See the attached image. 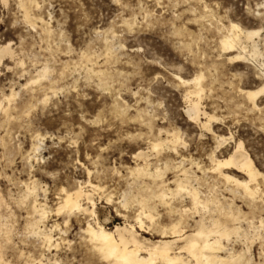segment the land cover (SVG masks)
<instances>
[{"label":"rangeland","instance_id":"rangeland-1","mask_svg":"<svg viewBox=\"0 0 264 264\" xmlns=\"http://www.w3.org/2000/svg\"><path fill=\"white\" fill-rule=\"evenodd\" d=\"M35 1L38 7L29 3L26 5L29 12L26 23L25 10L18 0H6L5 4L0 0V47L13 39L22 41L24 45H14V59L5 58L0 64V100L2 94L10 95L12 91L17 94L10 104L3 106L4 109L10 107L8 115L0 110V193L3 198L8 187L4 177L12 175L24 183L34 179L46 187L50 186L51 190L46 194L50 204L55 201V189L61 176L65 181L71 176L72 182L78 183L84 179L86 169L91 170L97 180L103 177L109 192L113 189L123 191L121 179L114 180L109 175L110 170L118 166L125 169L122 182L128 185L137 181L133 186H138L139 180H129L127 177H130L128 168L136 166L132 155L142 150L140 145H144V149L147 147V133L141 124L143 117H139L141 111L145 110L147 117L154 118L153 133L157 129L175 127L200 144L199 152L188 157L187 167L191 169L194 163L204 166L203 171L193 170V176L203 179L211 195L220 201L222 210H232L235 215L252 213L259 221L264 211L260 200L252 203L236 193L232 185L226 186L225 181L209 172L211 165L208 156L217 145L214 137H232V143L223 144L216 156L226 158L235 145L243 141L244 149L256 169L259 172L264 170V132L259 128V115L240 111L236 117H230L227 104L230 99L239 101L231 88L240 82L237 74L244 75L241 74L243 82L248 84L247 89L252 90L258 84L252 81V69L239 67L238 70H231L224 57L219 56L222 33L218 30L229 23H239L247 30L260 29L261 21L257 14L264 12L260 8L264 0H203L207 12L200 6L201 0H164L167 8L155 6L154 0H135V3L129 0L127 9L121 8L117 0ZM141 2H144L143 8L138 6ZM36 17L43 19L45 26L35 24L33 27L30 21L33 22ZM129 25H134L132 30H129ZM121 43L123 49L117 47ZM141 47L146 52L133 55L134 50ZM85 56L90 58L87 63L82 59ZM102 57L108 59L109 63H105ZM154 57L159 63L153 62ZM44 64H49V76L56 83L57 91L55 95L48 93L47 103L42 102L44 93L41 88L47 86L48 81L30 85ZM89 70L94 73L104 70L108 80L115 78L113 82L121 83V99H128L136 115L127 121L91 123L101 109L115 101L100 91L102 85L99 78L93 79ZM165 71L169 73L167 76L164 75ZM61 72L66 74L61 77ZM198 73H203L207 86L202 107L218 118L211 125L213 134L207 133L202 139L200 134L203 130L189 122L185 115L184 94L187 87L175 81V75L182 80H191ZM157 76L161 77L158 81ZM211 82L216 86L214 92L209 89ZM153 88L155 92H152ZM137 89L142 94L139 103L135 96L129 99V90L135 92ZM120 94L117 92V95ZM159 103H163L165 108L159 109ZM28 109H31V115H26ZM37 134L43 139L36 143L39 151L35 153V158L32 156L33 167L26 169L24 157L17 153L30 152L34 146L33 137ZM137 136L145 138L137 140ZM192 152H196V149L192 148ZM183 158L181 155L180 159ZM77 161H80V167ZM53 171L57 173L55 177L51 175ZM46 172L49 174L45 175ZM258 182L260 186L264 180L258 179ZM96 202L100 221L107 229L113 230L116 225L124 224L125 219L118 216L116 211L127 215L114 204L109 205L98 197ZM60 219L53 218L52 223L57 224ZM86 220L72 219L70 229L63 237L70 241L71 247H63L64 243H61L60 251L45 252L46 257L55 255L61 264H90L92 261L106 264L100 263L89 252L86 240L82 239L80 230L84 228ZM140 234L154 241L159 239L155 232ZM23 246L19 251L15 247L5 251L4 257L15 264L22 261L26 264L28 260L39 257L37 251L41 254V249L34 245ZM19 253H23V256L19 257ZM48 264H52V261Z\"/></svg>","mask_w":264,"mask_h":264},{"label":"snow or ice","instance_id":"snow-or-ice-1","mask_svg":"<svg viewBox=\"0 0 264 264\" xmlns=\"http://www.w3.org/2000/svg\"><path fill=\"white\" fill-rule=\"evenodd\" d=\"M131 2L135 3V0ZM117 3L121 8L127 9L129 6V0H117ZM154 4L160 8L168 7L164 0H154ZM138 6L143 8L144 2ZM200 6L205 12L208 11L203 0ZM260 8L264 9V4H260ZM257 15L260 16V29L259 32L248 33L250 37L264 36V12ZM25 22L27 23V17ZM133 27L134 25H129V30ZM229 27L233 33H241L239 23H230ZM221 43L225 47L230 46L228 40ZM14 45L24 46L22 41L13 39L10 43H5L3 48H0V52L12 49ZM117 47L123 49L124 45L121 43ZM136 52L144 54L146 49L141 47L134 50L133 55ZM102 59L105 63H109L108 59L104 57ZM153 62L159 63L155 57ZM101 68L103 69V65ZM50 71V68H43L41 72L36 73L38 79L32 83L47 80ZM89 71L93 79L99 78L102 85L100 91L115 101L109 107L101 109V112L97 113L96 120L91 123L127 121L136 115L128 99H121L123 94L121 83L113 82L115 78L108 80L104 70L99 73ZM59 74L63 76L66 73ZM168 74L167 71L164 72L165 76ZM259 75V86L254 90L245 91V86L240 85L239 95L252 109L260 104L259 110L264 115V67ZM160 79V76L156 77L157 81ZM204 79L203 73H198L194 79L187 81L181 80L179 75L175 76V81L186 86L194 85L196 88L192 94L185 96L186 101L191 99V95L203 96L200 89L201 81ZM145 91L147 92V86ZM155 91L156 89L153 88L152 92ZM117 92L121 94L117 95ZM141 95L139 89L135 92L129 90V99L135 96L137 103L140 102ZM148 95H151V92H148ZM158 108L162 110L165 105L159 103ZM187 111L190 118L203 129L200 134L201 139L207 133L213 132L211 125L218 119L215 115L201 114L199 107L187 108ZM26 115H31V109L26 110ZM149 125L150 121L145 124L144 129L148 137L147 148L143 150L144 145H140L142 151L136 154L138 167L128 169L131 176L127 179L136 178L139 180L138 186H133L135 181L128 185L122 182L125 173L122 166L111 169L109 172L114 180L121 179L122 192L115 189L106 191V180L103 177L97 180L89 171L84 177L88 181L87 184L84 183V179L77 184L72 182L71 176L67 181L61 176L55 189L57 193L55 201L50 204L46 196L51 190L50 186L46 187L31 179L24 183L15 175L5 176L8 187L7 192L3 193L4 200L0 201V264H15L14 261L4 258V252L11 251L13 247L19 251L24 244L34 245L37 249H47L49 253L53 249L60 251L61 240L69 231L71 218L81 214L87 216L90 221L84 231L94 244L99 245L96 250L107 264H264V211L261 212L259 221L252 216V213L245 216L242 213L235 215L221 212L215 198L205 187L203 179L193 176V170L203 171L204 166L194 163L191 169L187 167L188 157L199 152L200 144L175 127L169 128L166 134L167 139H165L163 132L157 136L152 131H148ZM144 138L135 137L137 140ZM42 139L38 134L33 137L32 151H39L36 142ZM232 140V137L227 139L219 137L217 144H230ZM235 147L237 154L242 153L244 142L240 141ZM192 148H195L196 152H192ZM17 155L24 157L26 169L33 167L32 152L25 154L22 151ZM181 155L184 157L183 161L180 159ZM84 163L88 164V161ZM77 166H81L80 161H77ZM233 166L228 161L217 164L215 156L212 155V166L208 170L222 175L223 169ZM248 174L250 177L248 184L252 187L249 188L248 184L242 187L248 190L252 201L259 196L261 206L264 208V183H260L257 187L258 181L255 179L259 177V180H264V170L257 173L254 167H250ZM51 175L55 177L57 173L53 171ZM227 179L232 181L231 177ZM235 183L239 185L240 181ZM97 197L100 200H106L109 205L114 204L127 215L128 220L124 229L117 228L115 232H109L96 223ZM24 213H27V216ZM53 218L62 219L58 224H53ZM50 224L51 227H48ZM140 231H159L165 239L160 243L140 244L138 243ZM130 244L136 245L131 251H129ZM63 247L70 248L71 245L65 241ZM141 253L145 254L146 258H143ZM20 254L23 255V253ZM36 255H40L39 251ZM29 264H48V262L41 257L30 261ZM56 264L61 262L56 261ZM90 264H96V262L92 261Z\"/></svg>","mask_w":264,"mask_h":264},{"label":"bare ground","instance_id":"bare-ground-1","mask_svg":"<svg viewBox=\"0 0 264 264\" xmlns=\"http://www.w3.org/2000/svg\"><path fill=\"white\" fill-rule=\"evenodd\" d=\"M20 5L22 6V8H24L25 10V17H28V13L27 10H26V5L29 3V4H33V6L37 5L36 1L35 0H18ZM176 1V0H175ZM2 2L5 4L6 3V0H2ZM187 2V1H186ZM199 2V0H198ZM264 4V3H263ZM176 6V5H175ZM195 8V7H194ZM23 10V11H24ZM213 15V14H212ZM260 17V16H259ZM201 18V17H200ZM203 19V18H202ZM205 20V19H204ZM30 24L34 27L35 24H40V25H44V20L41 19L40 17H36V18H33V22L30 21ZM219 24V23H218ZM221 25V24H220ZM230 25V23H229ZM228 26H220L218 28V30L222 33L220 36V41H219V49H220V53L219 56L220 57H224L225 59V63L227 65H230L231 66V70H238L239 67H243V68H250L253 70V74H254V77L252 78V81L255 82L256 84H258L259 86V81H260V75H259V72L260 70L262 69V67H264V36H261V35H257L255 37H250L248 35V33L250 32H259V29H256V30H247V29H243L241 27V33L239 34H236V33H233L232 30L230 29V27ZM45 26V25H44ZM215 28V27H214ZM217 28V27H216ZM215 28V29H216ZM51 30V29H50ZM44 31V30H43ZM44 33V32H42ZM47 33H50V31H47ZM215 33V32H214ZM179 34V33H178ZM219 36V35H218ZM48 39V38H47ZM224 40H228L229 41V45L228 47H225L223 43H221V41H224ZM108 43V42H107ZM0 48H3V46H1ZM107 50H109V46L107 45ZM108 54V53H106ZM107 56V55H106ZM15 57V54H14V51L12 49H5L4 51L0 52V64L2 63V61L5 60V58H9L10 60H13ZM83 57V56H82ZM109 57V56H108ZM82 59H85L86 63L90 61V58L88 56H85L84 58ZM17 61V59H16ZM21 64V62L19 63ZM92 64V63H91ZM49 65V64H48ZM47 64H44L41 66V68L37 71L38 72H41V70L45 67L49 68ZM66 65V64H65ZM213 65V64H212ZM217 65V64H215ZM214 66V65H213ZM68 67V66H67ZM252 67V68H251ZM112 68V67H111ZM76 69V68H75ZM219 70V69H218ZM213 71V70H212ZM51 72V71H50ZM48 73V79L46 81H48V84L47 86H44L41 88V91L42 93H44V99L42 100L43 103H47L49 101V97H48V93L51 92V94L55 95L57 93L56 91V87H55V84L53 82V79H50V74L51 73ZM214 72V71H213ZM65 73V72H64ZM88 73L90 74V71H88ZM91 73H94L93 70H91ZM97 73V72H95ZM216 73V72H215ZM236 73V72H235ZM242 74V73H241ZM241 74H237L236 76H239L241 79H240V82L238 85L236 86H231L234 94L236 95V97L238 98L239 101H234V99H230L227 104L228 106L230 107L229 108V114H230V117L232 115H235L236 117V113L240 112V111H245L247 112V114H258L259 117L258 118V121H259V128L261 129V131L264 132V115L261 114L260 112V107L261 105L260 104H257L256 108L255 109H252L250 108L244 101V99L242 97H240L239 95V89H240V85H244V90L245 91H251L250 89H247L248 87V84L246 82H243V79H242V75ZM60 76V75H59ZM107 76V75H106ZM176 76V75H175ZM197 76V75H196ZM195 76V77H196ZM62 77V76H61ZM194 77V78H195ZM235 77V76H234ZM244 77V75H243ZM59 78V77H58ZM109 78V77H108ZM192 78V79H194ZM34 79H38L37 75H36V78L34 77ZM215 79H216V76H215ZM236 79V78H235ZM182 80V79H181ZM184 80V79H183ZM59 81V80H58ZM184 81H187V80H184ZM204 81H206L205 79L203 81H201V89L200 91L203 92V96H195V95H191V99L189 101H186L185 100V96H188L190 94H192L196 88L195 86H186V85H182V87H187L186 90H185V94H184V101H185V104H186V109H185V115L187 116V118L189 119V122L191 123H194L196 124L191 118H190V115L187 111V108H193V107H199V110H200V113L201 114H206L207 116H213L215 114H210L208 113L206 110H204V108L202 107V100H203V97L205 96V91H206V88L207 86L204 84ZM40 82L44 83L43 80H40ZM39 83H36V84H40ZM208 82V81H207ZM229 83V82H228ZM227 83V84H228ZM33 83L30 82V85H32ZM35 84V85H36ZM208 84V83H207ZM29 86V85H27ZM209 88L211 90V92H214L216 91V86H214V83L211 82L210 85H209ZM228 88V87H227ZM208 89V91H209ZM254 90V89H252ZM12 91V90H11ZM207 92V91H206ZM39 93V92H38ZM17 96L16 93H14L13 91L10 93V95H5V94H2L1 96V100H0V110H2V114H6L8 115V111L10 109V107H6L7 109H4L3 106L4 104L7 103L10 104L14 98ZM47 98V99H45ZM214 99V98H213ZM225 99V98H224ZM215 100V99H214ZM213 100V101H214ZM226 101V100H225ZM216 102V101H215ZM217 103V102H216ZM243 105V106H241ZM9 106V105H8ZM33 107V106H32ZM140 112V111H139ZM138 112V113H139ZM240 114V113H239ZM147 113L146 111H141V113L139 114V117H143V120L141 121V124L142 126H145L146 123H148L150 121V125L148 127V129L151 130L152 127V120L154 119H151V117H147ZM216 116V115H215ZM9 117V116H7ZM6 117V119H7ZM217 117V116H216ZM226 117V116H225ZM234 117V118H235ZM239 117V116H238ZM146 118V119H144ZM227 118V117H226ZM233 118V117H232ZM5 119V118H4ZM236 119V118H235ZM9 120V119H8ZM245 120V119H244ZM5 121V120H4ZM10 121V120H9ZM218 119L216 121H213V122H217ZM8 122V121H6ZM200 129L201 126L196 124ZM203 130V129H202ZM152 131V130H151ZM167 131L168 130H165V129H157V132H154L156 133L157 136L160 135L161 132H163L165 134L164 138L167 139ZM213 134V132H212ZM211 134V135H212ZM36 136V135H35ZM40 136V135H39ZM213 136V135H212ZM220 137V136H219ZM219 137H214V139H218ZM2 141V140H1ZM217 142V141H216ZM37 143V142H36ZM240 143V142H239ZM239 143H237L236 145H238ZM217 144V143H216ZM223 144H220V145H216L215 149L211 152V154L208 156V159H209V162H210V165L212 166V155L215 156V160H216V163L218 164L219 162L221 161H228V162H231L234 166L233 167H230V168H226V169H223L222 170V175L220 173H212V174H215L219 179L223 180L226 182V186L229 184V185H232L235 192L240 194L243 198L245 199H248L250 200L252 203H255L257 202L258 200H260L259 196H257L256 200L255 201H252L251 200V195L250 193L248 192L247 189H245L244 187H242V185L244 184H248L249 182V174H248V170L250 167H254L255 168V171L257 173H259V171L256 169L253 161L251 160L250 156L248 155V153L245 151L246 149H244V151L242 153H239L237 154L236 152V147H234L233 151L226 157V158H218L216 156V152L218 149L221 148ZM1 146V145H0ZM37 147V146H36ZM147 148V147H146ZM39 149V147H38ZM33 150V146L30 150V152H32V156L35 158V153H37V151H32ZM146 150V149H144ZM142 150H138L136 153H134L132 155V158L133 160L136 162V166L135 167H138L137 165V161H136V154L138 152H140ZM219 151V150H218ZM184 159V158H183ZM191 159V158H190ZM182 160V159H181ZM183 161V160H182ZM195 161V160H194ZM193 161V162H194ZM192 164V163H191ZM193 165V164H192ZM198 165V164H197ZM134 167V168H135ZM130 169V168H128ZM91 170H88L86 169V173L89 172ZM209 171V170H208ZM92 172V171H91ZM210 172V171H209ZM94 174V173H93ZM128 174L131 176V173L128 172ZM97 175V174H96ZM213 176V175H212ZM196 177V176H194ZM227 177H231L232 178V181L230 182ZM136 179V178H135ZM257 181L259 179V177H256L255 178ZM29 180V179H28ZM134 180V179H133ZM33 181H37V180H34ZM235 181H240V184H236ZM137 182V181H135ZM139 182V181H138ZM79 183V182H78ZM77 183V184H78ZM85 184L88 183V181L86 180V182H84ZM136 185V184H135ZM249 188L252 187L251 184H248ZM257 187H259V182L257 183L256 185ZM105 190L107 191L106 187H105ZM43 195H45L44 193H42ZM211 194V193H210ZM235 194V193H234ZM212 196V195H211ZM213 197V196H212ZM216 197V196H215ZM99 198V197H98ZM214 198V197H213ZM4 200L3 196L1 195L0 193V201ZM216 200V198H215ZM97 201V200H96ZM219 201V200H218ZM216 200V203L217 205H219V202ZM107 202V201H106ZM259 202V201H258ZM261 202V201H260ZM96 203V208H97V202ZM221 205V204H220ZM219 205V209L221 212L223 213H226V214H233L231 211H224V208L223 210L221 209ZM87 205L85 204V207ZM223 206V205H222ZM227 208V207H226ZM116 213L118 214V216H122L124 219H125V222L123 225H116L114 227L113 230L111 229H107L104 224L100 221V218H99V215H98V210L96 211V223L101 227V228H104L106 231H109V232H115L117 228L119 229H124L126 227V223H127V217L125 215H122L119 211H116ZM25 216H27V213H24ZM80 218H82L83 220L87 219L86 222H85V226L83 229H81V235H82V239L86 240L87 242V247H88V250L89 252L98 259V261L100 263H106V261H103L102 260V257H101V254L96 250L99 245L98 244H94L92 239L89 238L86 234V232L84 231L86 228H87V225L88 223L90 222L89 219L87 218V216L81 214V215H78V216H73L71 218V221L72 219H76V220H79ZM105 223V222H104ZM56 224V223H55ZM58 224V223H57ZM70 226H71V222L69 224V229H70ZM48 227H51V225H48ZM155 233H157L159 239L157 240H151L147 237H144L142 234H140V238L138 240V243L140 244H145V242H147V244H155V243H160L163 239H165L160 233L159 231H153ZM68 233V232H67ZM67 233L65 235H67ZM140 233H144V234H148V232H143V231H140ZM126 238H127V235H126ZM65 241H67L69 244H70V241L62 238L61 240V243H64ZM136 245L135 244H130L129 245V251L132 250V248H134ZM24 247V246H23ZM85 247V246H84ZM24 250V249H23ZM28 250V249H27ZM7 251V250H6ZM25 251V250H24ZM53 251H56L58 252L57 250L53 249L51 252ZM45 252H47L49 254V252L47 251V249H41V254L39 255V257L37 259H40L41 257H43L44 260H46L48 263L52 261V264H56V261H58L56 258V256L52 255V257L50 258H47L46 255H45ZM50 252V253H51ZM28 255V254H27ZM51 255V254H50ZM23 255H21L19 253V257H22ZM141 256L143 258H146L145 254L141 253ZM29 257V256H28ZM35 257V256H34ZM5 258V257H4ZM27 258V257H26ZM30 258V257H29ZM32 260H36V259H32ZM32 260H28L26 262V264H29L30 261Z\"/></svg>","mask_w":264,"mask_h":264}]
</instances>
